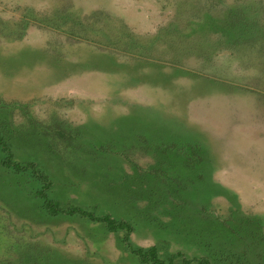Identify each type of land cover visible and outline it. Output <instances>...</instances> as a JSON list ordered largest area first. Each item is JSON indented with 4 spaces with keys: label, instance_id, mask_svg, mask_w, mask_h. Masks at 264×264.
<instances>
[{
    "label": "rangeland",
    "instance_id": "1",
    "mask_svg": "<svg viewBox=\"0 0 264 264\" xmlns=\"http://www.w3.org/2000/svg\"><path fill=\"white\" fill-rule=\"evenodd\" d=\"M233 9L257 30L230 38ZM0 134L50 199L129 220L135 247L264 264V0H0ZM3 157L0 264H150L125 230L52 215Z\"/></svg>",
    "mask_w": 264,
    "mask_h": 264
},
{
    "label": "trees",
    "instance_id": "2",
    "mask_svg": "<svg viewBox=\"0 0 264 264\" xmlns=\"http://www.w3.org/2000/svg\"><path fill=\"white\" fill-rule=\"evenodd\" d=\"M211 5L210 8L214 7V3L209 4ZM209 9V6H208ZM240 11L238 10H230L227 18H225L224 23H228L227 28L231 29L228 31L230 34V38L233 36L234 38L238 39L235 35H233V31L235 29H239L241 32L240 38L242 36H246L249 32H254L257 30L255 26V21L248 18L247 15L240 16ZM196 15V14H195ZM179 21H177V27L179 26ZM208 29L211 30H221L219 26L216 27L215 24H219L218 19L213 20L210 17ZM225 28V27H224ZM224 31V30H223ZM232 31V32H231ZM232 37V39H233ZM225 38L228 39L229 37L225 34ZM229 38V39H230ZM232 41V40H231ZM233 42V41H232ZM198 148V147H196ZM194 149V148H193ZM200 149V148H198ZM0 150L4 153V157L2 159V165L6 168L14 170L16 173H25V172H32L34 177H37L45 183L42 190L38 192V195L45 199V207L52 215H59V214H66V215H80L83 218L90 219L93 222H100L104 223L109 231L115 232L118 230H125L126 234L123 238L124 243L127 245L130 251L139 257L142 263H150V264H175L177 259H180L183 264H191L193 262H197V264H214L211 259L207 256L202 257H195L193 259L188 258L185 256L183 251H177L172 253L168 258H163L160 256L159 248L157 245H153L149 248L144 247H135L131 242V234L133 233L135 227L134 225L127 219H118L114 217L110 213H106L103 215L97 214L96 211L87 209L83 206H71V207H63L57 200H52L48 197L47 190L51 189L53 186V182L50 177L43 172L39 167L37 162H27L21 163L15 160V156L13 154L12 148L9 142L4 138L3 135L0 134ZM195 150V149H194ZM193 150L192 152L188 153V159H192L193 157ZM197 156V154H196ZM194 156V158H197ZM231 227V226H230ZM229 227L230 232H234V227Z\"/></svg>",
    "mask_w": 264,
    "mask_h": 264
},
{
    "label": "crops",
    "instance_id": "3",
    "mask_svg": "<svg viewBox=\"0 0 264 264\" xmlns=\"http://www.w3.org/2000/svg\"><path fill=\"white\" fill-rule=\"evenodd\" d=\"M251 68L252 69L255 68V69H257L256 71H258V68H256L254 65H252ZM169 115L171 117H176L174 120H171V123H170V126L173 127L171 129L173 135L182 137L185 134V136H186L188 134V131H189L188 130L189 128H187V126L191 127V123L189 122V124H188V122H187V118L190 117L187 110L186 109H180V110L171 111V114H169ZM177 118H179V119H177ZM182 122H183V124H182ZM181 148L184 151V154L181 155V157L189 158L186 154L187 145L184 147H181ZM189 148H191V147H189Z\"/></svg>",
    "mask_w": 264,
    "mask_h": 264
}]
</instances>
